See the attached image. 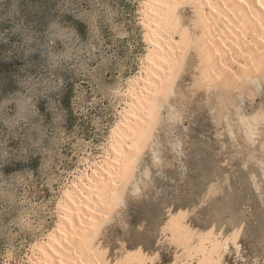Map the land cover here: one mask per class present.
I'll return each mask as SVG.
<instances>
[{
	"label": "rangeland",
	"instance_id": "obj_1",
	"mask_svg": "<svg viewBox=\"0 0 264 264\" xmlns=\"http://www.w3.org/2000/svg\"><path fill=\"white\" fill-rule=\"evenodd\" d=\"M141 1L0 0V264L28 260L31 244L58 222L63 187L86 155L103 151L123 105L117 89H125L147 53ZM191 55L130 197L100 244L112 258L131 248L172 264L178 249L162 229L170 210L185 208L197 229L215 226L228 235L242 228L241 251L231 243L226 262L264 264V81L255 82L257 97L237 93V106L227 107L219 89H194ZM257 114L262 123L251 136L245 123Z\"/></svg>",
	"mask_w": 264,
	"mask_h": 264
},
{
	"label": "bare ground",
	"instance_id": "obj_2",
	"mask_svg": "<svg viewBox=\"0 0 264 264\" xmlns=\"http://www.w3.org/2000/svg\"><path fill=\"white\" fill-rule=\"evenodd\" d=\"M188 9L191 15L186 18ZM139 12L147 53L125 89H117L123 97L120 117L101 154L93 159L86 155L84 168L66 182L57 201L56 226L31 244L28 260L22 264H158L159 253H130L131 248L122 253L118 250L121 254L112 258L99 236L126 201L127 189L155 140L163 108L176 93L189 55L193 53L195 59V90L209 93L219 89L220 100L227 107L237 106V93L257 97L255 82L264 81V0H142ZM187 97L185 94L184 99ZM261 118L257 114L251 121H243L251 136L257 134ZM260 148L264 149V142ZM155 157L158 159L156 151ZM138 190L139 185L134 192ZM189 215L185 208L170 210L163 226L166 241L178 249L172 264H229L225 255L230 244L241 251L242 228L236 227L228 235L215 226L200 230L189 224Z\"/></svg>",
	"mask_w": 264,
	"mask_h": 264
}]
</instances>
